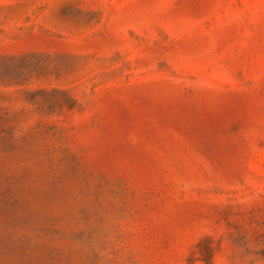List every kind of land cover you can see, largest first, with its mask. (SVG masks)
Instances as JSON below:
<instances>
[{"label":"rangeland","instance_id":"rangeland-1","mask_svg":"<svg viewBox=\"0 0 264 264\" xmlns=\"http://www.w3.org/2000/svg\"><path fill=\"white\" fill-rule=\"evenodd\" d=\"M0 264H264V0H0Z\"/></svg>","mask_w":264,"mask_h":264}]
</instances>
